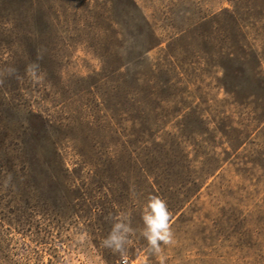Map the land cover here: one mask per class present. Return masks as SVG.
I'll list each match as a JSON object with an SVG mask.
<instances>
[{
    "label": "rangeland",
    "instance_id": "1",
    "mask_svg": "<svg viewBox=\"0 0 264 264\" xmlns=\"http://www.w3.org/2000/svg\"><path fill=\"white\" fill-rule=\"evenodd\" d=\"M264 264V0H0V264Z\"/></svg>",
    "mask_w": 264,
    "mask_h": 264
},
{
    "label": "clouds",
    "instance_id": "2",
    "mask_svg": "<svg viewBox=\"0 0 264 264\" xmlns=\"http://www.w3.org/2000/svg\"><path fill=\"white\" fill-rule=\"evenodd\" d=\"M109 219L114 222L101 245L112 253L119 254L124 264H127V245L130 238L136 234V229L132 227L131 214L121 212ZM142 223L143 228L140 234L146 240L147 254L157 257L158 264H165L166 258L163 255L162 245L174 244L172 212L166 200L157 195L149 196L143 208Z\"/></svg>",
    "mask_w": 264,
    "mask_h": 264
},
{
    "label": "built area",
    "instance_id": "3",
    "mask_svg": "<svg viewBox=\"0 0 264 264\" xmlns=\"http://www.w3.org/2000/svg\"><path fill=\"white\" fill-rule=\"evenodd\" d=\"M81 264H85V263H81Z\"/></svg>",
    "mask_w": 264,
    "mask_h": 264
}]
</instances>
